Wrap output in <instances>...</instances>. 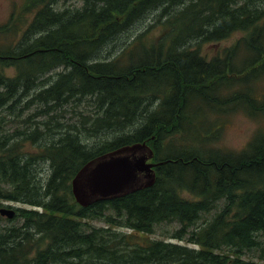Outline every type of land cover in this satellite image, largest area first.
Masks as SVG:
<instances>
[{"label":"trees","instance_id":"1","mask_svg":"<svg viewBox=\"0 0 264 264\" xmlns=\"http://www.w3.org/2000/svg\"><path fill=\"white\" fill-rule=\"evenodd\" d=\"M80 1L23 0L0 26V207L24 205L0 216V264H264V131L240 152L216 145L224 114L264 117V0ZM239 34L219 56L203 53ZM89 95L96 115L64 122L65 106ZM137 144L155 152V183L79 204V172ZM174 222L178 243L152 239Z\"/></svg>","mask_w":264,"mask_h":264},{"label":"rangeland","instance_id":"2","mask_svg":"<svg viewBox=\"0 0 264 264\" xmlns=\"http://www.w3.org/2000/svg\"><path fill=\"white\" fill-rule=\"evenodd\" d=\"M22 4H23V0H0V26L7 24L13 13L15 5L21 6ZM62 5L63 7L81 6L82 2L80 0H63ZM155 19H156V14L152 13L151 15L142 19L141 21L137 22L132 27V29L122 34L120 38L118 37L119 39L117 38L118 40L115 45L112 46L109 45L107 46V48L104 49L103 57L113 58L115 55L119 53V51L121 50L124 44L128 43L131 40V38L137 35L140 31L153 24ZM152 26H153V30L150 33V37H157L160 33V28L156 24ZM240 37L241 35L239 34L219 44L207 45L204 47L203 53L208 56L209 60H211L215 56H219L221 53H223V50L225 48L232 47ZM62 71L63 68H59L51 72L49 75H47L46 78L51 76V78L47 81V83L52 81L56 77L55 75L58 72H62ZM7 74L9 76L15 75V69H9L7 71ZM260 88L264 91V82H262ZM37 105L39 104H36L33 108H37ZM96 107H97L96 95H89L83 97L82 100L79 102L72 101L69 104H67L64 108L65 109L64 114L66 118L64 122L66 121L74 122L76 120V112L78 113L83 112L85 115H94L96 112L95 111ZM32 112H34V109L30 110L29 114H31ZM226 115L227 114H224L223 116L220 117V119L224 117L223 119L225 120L224 121L225 126H224V130L222 131L220 140L216 144L217 147H220L225 151L240 152L244 150L258 131H264V117L252 118L242 113L230 115V116H226ZM45 119L46 117H39V120H45ZM214 121L215 118L214 117L211 118V120L207 123V127L213 129L214 127L212 126V124ZM113 135H114L113 132L105 131L101 135H97L96 139H100L102 137L112 138ZM185 197L189 198L190 196L188 194H185ZM11 205L17 208L22 207V205L15 203ZM222 205L223 204H221V206ZM214 212L205 215L203 221L208 218L210 219V217H212V214H214ZM2 224L11 225V223L7 221H3ZM92 224L98 228L104 226V223L100 221H92ZM179 227L180 225L177 222L159 224L156 227L154 235H151V237L152 239L169 240L170 242L178 243L177 239L173 238V234L177 229H179Z\"/></svg>","mask_w":264,"mask_h":264},{"label":"water","instance_id":"3","mask_svg":"<svg viewBox=\"0 0 264 264\" xmlns=\"http://www.w3.org/2000/svg\"><path fill=\"white\" fill-rule=\"evenodd\" d=\"M154 155L147 144H137L89 162L74 179L76 199L87 206L151 187L158 166L149 162ZM0 213L10 220L16 216L15 209L9 207L1 208Z\"/></svg>","mask_w":264,"mask_h":264},{"label":"bare ground","instance_id":"4","mask_svg":"<svg viewBox=\"0 0 264 264\" xmlns=\"http://www.w3.org/2000/svg\"><path fill=\"white\" fill-rule=\"evenodd\" d=\"M60 68H63V67H60ZM58 69H59V68H58ZM63 71H64V68H63ZM58 73H61V72H58ZM58 73H57V74H58ZM49 74H50V73H49ZM49 74H48V75H49ZM57 74H56V75H57ZM56 75H55V76H56ZM46 76H47V75H46ZM46 76L43 77V78H41L40 81H38V83H39V88H40V89L50 87V85L52 84V82H53L54 79H55V78H54L52 81H50V82L47 83V81L51 78V76H49L48 78H46ZM45 83H46V84H45ZM40 86H41V87H40ZM25 103H26V101H23V104H25ZM95 111H98V107H96V110H95ZM101 114H102V116H105L102 112H101ZM95 115H96V114H95ZM73 182H74V180H73ZM73 182H72V185H73ZM5 205H6V204H4L3 206H1L0 209H1V208H5ZM19 205H22V207H24V205H23L22 203H19ZM19 208H21V207H19ZM19 208H18V209H19ZM16 215H17V210H16ZM0 216L3 217V218H6V217L3 216L1 213H0Z\"/></svg>","mask_w":264,"mask_h":264}]
</instances>
